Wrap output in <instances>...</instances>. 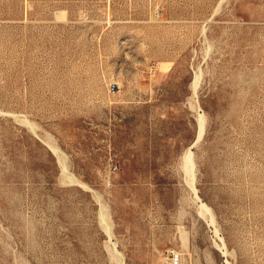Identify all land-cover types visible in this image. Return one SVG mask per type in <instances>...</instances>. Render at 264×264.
<instances>
[{"label":"rangeland","instance_id":"obj_1","mask_svg":"<svg viewBox=\"0 0 264 264\" xmlns=\"http://www.w3.org/2000/svg\"><path fill=\"white\" fill-rule=\"evenodd\" d=\"M173 249L264 264V0H0V264Z\"/></svg>","mask_w":264,"mask_h":264},{"label":"bare ground","instance_id":"obj_2","mask_svg":"<svg viewBox=\"0 0 264 264\" xmlns=\"http://www.w3.org/2000/svg\"><path fill=\"white\" fill-rule=\"evenodd\" d=\"M203 116H204V115H203ZM199 119H200V118H199ZM204 123H205V122H204ZM201 124H202V125L199 124V125L201 126V127H200L201 129L198 130L199 133H200V134H199L200 136H198V137H201V135H202L203 132H204L203 129H204V126H205V125H203L202 120H201ZM202 131H203V132H202ZM201 133H202V134H201ZM197 139H198V138H197ZM197 139H196V140H197ZM190 154H191V153H190ZM188 157H189V155L187 156V158H188ZM188 159H189V161H190V158H188ZM186 164H187V165H186V170H187L189 173L192 174V169H193V168H192V162H191V163H187V162H186ZM201 203H202V202H201ZM202 206L204 207V206H206V205L202 204ZM203 209H204V208H203ZM205 210H206V209H205ZM209 210H210V208H207V211H209ZM201 211H202V210H201ZM201 213H202V212H201ZM204 213H205V211H204ZM102 215H103V214H102ZM212 216H213V215H212ZM102 217H103V216H102ZM211 218H212V217H211ZM214 219H215V218H214ZM214 219H212L213 222H214ZM211 223H212V222H211ZM213 224H214V223H213Z\"/></svg>","mask_w":264,"mask_h":264},{"label":"built area","instance_id":"obj_3","mask_svg":"<svg viewBox=\"0 0 264 264\" xmlns=\"http://www.w3.org/2000/svg\"><path fill=\"white\" fill-rule=\"evenodd\" d=\"M169 256H170L171 263L181 264L182 262L181 254L177 252L175 249L169 252Z\"/></svg>","mask_w":264,"mask_h":264}]
</instances>
